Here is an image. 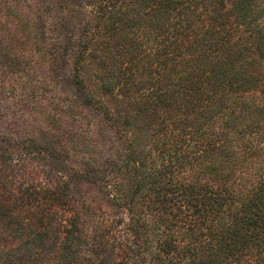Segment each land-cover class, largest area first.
<instances>
[{"label":"trees","instance_id":"obj_1","mask_svg":"<svg viewBox=\"0 0 264 264\" xmlns=\"http://www.w3.org/2000/svg\"><path fill=\"white\" fill-rule=\"evenodd\" d=\"M115 1L95 0L92 30L108 15L107 45L129 63L133 33L159 41L164 86L151 85L139 110L166 111L163 130L172 132L156 130V150L143 153L94 101L123 141L117 160L80 170L97 197L80 203L59 178L24 183L8 169L0 264H264V0H120L114 10ZM93 39L80 37L72 57L89 102L81 70Z\"/></svg>","mask_w":264,"mask_h":264},{"label":"rangeland","instance_id":"obj_2","mask_svg":"<svg viewBox=\"0 0 264 264\" xmlns=\"http://www.w3.org/2000/svg\"><path fill=\"white\" fill-rule=\"evenodd\" d=\"M84 1L0 0V181L8 180L10 168L24 183L48 185L59 178L76 201L92 203L98 193L80 170L88 163L106 166L123 151L114 124L94 101L133 136L137 148L153 155L154 133L164 131L166 111L145 115L139 108L151 85L164 86V53L156 52L159 41L143 29L133 33L135 58L121 61L112 42L107 45L112 40L106 30L110 17L92 30L96 2ZM120 6L116 0L113 8ZM87 33L94 34L90 48L95 52L93 58L86 56L81 75L92 102L79 95L72 69L77 41ZM100 79L114 86L112 93L100 88ZM120 85L126 92H116ZM171 132L167 129L164 136ZM26 146L35 150L19 156ZM114 176L107 171L109 179Z\"/></svg>","mask_w":264,"mask_h":264}]
</instances>
